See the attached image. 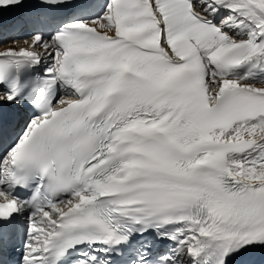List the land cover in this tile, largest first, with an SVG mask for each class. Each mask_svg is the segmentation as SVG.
Segmentation results:
<instances>
[{
  "label": "snow or ice",
  "instance_id": "6c2138e0",
  "mask_svg": "<svg viewBox=\"0 0 264 264\" xmlns=\"http://www.w3.org/2000/svg\"><path fill=\"white\" fill-rule=\"evenodd\" d=\"M0 264H264V0H0Z\"/></svg>",
  "mask_w": 264,
  "mask_h": 264
}]
</instances>
